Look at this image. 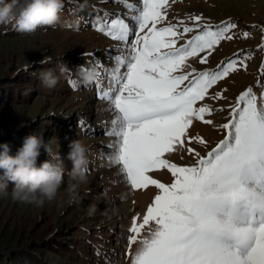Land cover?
I'll use <instances>...</instances> for the list:
<instances>
[{
    "label": "rangeland",
    "instance_id": "obj_1",
    "mask_svg": "<svg viewBox=\"0 0 264 264\" xmlns=\"http://www.w3.org/2000/svg\"><path fill=\"white\" fill-rule=\"evenodd\" d=\"M128 2L136 4L137 0ZM164 11L167 18L157 27L176 25L182 34L177 37V47L202 31L194 27L197 23L210 24L214 29L228 21L236 25L226 33L232 39L221 40L213 49L190 57L186 66L176 73L211 71L229 60L237 61L236 70L213 85L205 99L196 105L209 106L212 111L205 119L212 120L213 124L194 120L185 146L166 154L171 162L190 166L196 163V152L206 156L224 138L226 132L215 125L228 122L230 106L235 105L237 97L249 86L258 97L264 92L261 70L264 0H169ZM135 14L120 0H64L56 25L42 26L31 34L0 35V68L5 72L27 68L36 74V78L29 81L34 90L25 91L23 103L0 107V125L4 123L2 131L9 135L5 140L15 139V145H23L24 130L28 129L29 133L39 130L38 136L43 137L54 153L60 154L65 166L64 182L56 197L45 200L43 205L15 200L12 190H7L6 194L0 192V237L16 240L21 235V240L13 241L9 247L20 253L36 254L37 264H131L127 238L131 235L133 217L139 214L137 223L142 222L159 190L152 185L132 190L115 161V147H109L116 141V137L106 135L115 113L110 101L101 98L99 93L112 86V74L117 68L121 72L126 70L113 57L126 56L128 49L123 42L97 30V26L113 18H123L132 25ZM192 16H202V20L194 21L190 19ZM184 26L194 30L183 33ZM205 56L207 61L201 63ZM246 56L251 58L245 59ZM42 60L46 62L41 63ZM64 63L68 69L60 73L58 65ZM83 64L94 66L98 71L91 85L85 86L79 80L77 69ZM49 68L55 69L58 77L53 88L45 87L39 79V74ZM29 78L24 77L22 82ZM258 82L261 86H257ZM217 93H221L222 98H214ZM197 136L206 143L193 139ZM73 140L88 146L89 163L87 180L77 184V200L69 203L68 189L76 182L70 180L68 172L72 162L66 157L68 144ZM189 148L194 151L189 153ZM48 158L47 152L41 149L37 165ZM150 175L165 184L174 180L167 169ZM150 226L154 224L146 225L142 235L147 234ZM53 233H57L53 237L55 247L45 238ZM70 237L74 238L70 240ZM136 247L133 245L131 251ZM23 264H31L29 256Z\"/></svg>",
    "mask_w": 264,
    "mask_h": 264
},
{
    "label": "snow or ice",
    "instance_id": "obj_2",
    "mask_svg": "<svg viewBox=\"0 0 264 264\" xmlns=\"http://www.w3.org/2000/svg\"><path fill=\"white\" fill-rule=\"evenodd\" d=\"M120 2L136 12L134 24L113 18L97 26L128 49L126 56L113 57L126 70L117 68L112 86L99 93L115 113L106 135L116 137L109 147H115V161L130 188L159 190L142 222L137 223L139 214L133 217L127 238L131 264H264V92L258 97L249 86L237 97L228 122L215 125L226 132L224 138L206 156L196 152L194 165L179 166L166 158L185 146L194 120L213 124L205 119L209 106L196 105L236 70L237 61L211 71L176 73L190 57L232 39L226 33L236 25L228 21L214 29L197 23L194 27L202 31L177 47L182 35L177 26L157 27L167 18L169 0ZM190 19L199 22L202 16ZM193 30L183 27V33ZM193 139L206 143L199 136ZM161 169L171 173L172 183L150 175Z\"/></svg>",
    "mask_w": 264,
    "mask_h": 264
},
{
    "label": "clouds",
    "instance_id": "obj_3",
    "mask_svg": "<svg viewBox=\"0 0 264 264\" xmlns=\"http://www.w3.org/2000/svg\"><path fill=\"white\" fill-rule=\"evenodd\" d=\"M63 7L64 0H27L17 11L18 0H0V25L11 24L18 33L31 34L42 26L56 25ZM58 68L60 73L68 69L65 63L58 65ZM77 74L80 82L87 86L95 82L98 71L94 66L83 64L77 69ZM39 79L47 88H53L58 83L55 69L52 68L42 71ZM68 148L66 158L72 162L68 175L71 181L76 182L68 189V202L73 203L78 197L77 184L87 180L89 148L79 140L71 141ZM41 149L47 152L49 158L37 166ZM0 169L3 170L0 174V192L6 194L8 182H13V199L38 206L56 197L65 176L60 154L54 153L43 137L36 134L26 136L15 155L11 154L9 144L0 143Z\"/></svg>",
    "mask_w": 264,
    "mask_h": 264
},
{
    "label": "trees",
    "instance_id": "obj_4",
    "mask_svg": "<svg viewBox=\"0 0 264 264\" xmlns=\"http://www.w3.org/2000/svg\"><path fill=\"white\" fill-rule=\"evenodd\" d=\"M27 0H18V8L23 6ZM19 33L14 30L13 26L11 24L9 25H0V35H18ZM3 68V67H2ZM2 68H0V107L7 106L10 103L13 104H21L23 103V99L26 97L25 91L30 90L32 92L34 89L30 87V82L34 78H36L35 72L29 71L27 68H22L21 70H9L8 72H5ZM17 72V73H15ZM24 77H30V80H24L26 82H22ZM28 97V96H27ZM26 99V98H25ZM17 101V102H16ZM7 123V122H6ZM4 126V123L0 125V143H7L10 145L11 154L15 155L17 150L22 147L21 143H18L15 145L13 139L11 142H6V137L9 135H6L2 128ZM7 127V126H6ZM39 130H33L31 133L28 132V129L24 130L22 132V136L26 137L31 134L38 135ZM38 166V165H37ZM3 173V170L0 169V174ZM14 187L13 182H8V188L7 190H12ZM59 231V230H58ZM57 233H53L50 236H46V242L52 244V246H56V241L53 237ZM74 237H70V240ZM21 235L15 240H5V238L0 237V264H23L25 257H30V263L31 264H37L36 260V254H28L27 252H17L15 249H12V247H9L10 243H13V241H20ZM41 241V240H40ZM67 244V242L62 240V243ZM71 246V245H70Z\"/></svg>",
    "mask_w": 264,
    "mask_h": 264
}]
</instances>
